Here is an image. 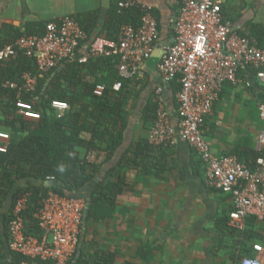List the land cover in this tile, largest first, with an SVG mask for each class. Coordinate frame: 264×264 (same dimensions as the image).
Instances as JSON below:
<instances>
[{
  "label": "built area",
  "instance_id": "2783aa9c",
  "mask_svg": "<svg viewBox=\"0 0 264 264\" xmlns=\"http://www.w3.org/2000/svg\"><path fill=\"white\" fill-rule=\"evenodd\" d=\"M178 14L171 20L174 40L162 48L157 65L166 82L177 79L180 90L176 94L178 124L175 131L169 121L161 91L155 92L156 118L147 132V142L152 148H171L175 135L194 150L202 168L203 182L210 190L230 196L232 210L227 226L244 234L247 219L264 220V157H258L252 167L241 163L236 156H217L205 139V121L212 115L213 107L224 86L247 83L241 72H251L264 87V45L250 36L233 30L231 21L224 15L220 0H179ZM119 12L138 8L142 10L138 27H121L117 41L96 38L78 59L81 64L98 58H115L117 75L121 80H137L142 62L156 49L159 30L156 20L136 0H120ZM87 34L74 17H62L45 25L43 35L21 36L14 44L0 50V61H8L18 54L34 61L36 75L26 73L20 84L7 82L5 88L18 92H33L37 82L62 62L73 60ZM121 89V82L113 85ZM104 85L93 91L101 97ZM57 114L68 110L65 102L51 105ZM259 118L264 122V100L259 105ZM16 113L28 120L37 121L39 113L31 104L18 101ZM10 136L0 132V141L8 143ZM257 152L264 150V134L257 137ZM0 152L6 146L0 145ZM53 179H50L51 182ZM28 195L16 199L9 223L8 246L10 251L25 257L21 264H68L77 253L83 228L86 199L62 197L49 193L41 202L34 218L42 231L41 238L24 233L23 213ZM260 252L261 246H252ZM237 264H261L256 257H243Z\"/></svg>",
  "mask_w": 264,
  "mask_h": 264
},
{
  "label": "crops",
  "instance_id": "0c3cea01",
  "mask_svg": "<svg viewBox=\"0 0 264 264\" xmlns=\"http://www.w3.org/2000/svg\"><path fill=\"white\" fill-rule=\"evenodd\" d=\"M112 1L0 0V43L23 34L27 24L40 25L89 13L98 15L94 34H99ZM136 1L156 20L159 40L151 57L141 63L138 79L132 80L141 94L138 101H130V116L123 139L114 159L104 166L100 176H105L120 155L133 150L138 140L146 138L142 111L157 90L161 91L165 101L170 124L177 130L176 83L166 82L157 65L162 48L174 40L171 20L178 14L179 0ZM220 1L234 31L245 36L264 32V0ZM140 12L142 16V10ZM88 46V42L82 43L78 53L83 55ZM63 67L61 65L52 77ZM101 72L91 68L81 73L80 78L94 82ZM240 76L246 78L247 83L223 87L212 115L206 119L205 139L213 154L239 155L249 161L253 152L258 151V135L264 134V122L260 120L258 110L264 100V87L249 71L241 72ZM149 157V161H153V165L159 164L160 168L127 171V185L116 200L113 218L96 223L106 225L100 251L114 253L117 264L125 261L136 264H237L243 257H256L264 264V220L248 218L244 234L228 228V215L232 210L230 196L205 186L196 153L178 135L171 148ZM104 158L100 157L101 160ZM254 245H260L261 251H253ZM141 247L149 248L144 260L137 257Z\"/></svg>",
  "mask_w": 264,
  "mask_h": 264
},
{
  "label": "trees",
  "instance_id": "16d2710c",
  "mask_svg": "<svg viewBox=\"0 0 264 264\" xmlns=\"http://www.w3.org/2000/svg\"><path fill=\"white\" fill-rule=\"evenodd\" d=\"M119 1L111 2L107 20L99 34H94L98 24L96 13L74 17L87 34L84 43L88 42L90 46L99 37L117 41L122 26H139L140 10L133 8L120 13L117 7ZM46 24H27L23 34L0 43V50L14 44L21 36L43 35ZM249 36L255 38L260 46L264 45V32H252ZM81 56L77 51L75 59L60 64L64 66L60 72L52 77L58 66L40 78L33 92H18L5 88L4 84H20L26 73L36 75L34 61L22 54L0 61V99H3L0 102V131L10 136L8 143H0L6 146V152H0V264H21L26 260L10 251L8 246L9 223L19 195H28L27 208L22 215L27 236L41 238L42 231L34 216L49 193L77 198L84 192L91 202L87 225L90 222L102 223L112 219L116 212V200L127 185L126 172L160 168L159 164L153 165V161H149V156L169 149L150 147L146 136L133 145V150L120 155L105 176H100L104 166L114 159L118 151L128 126L129 103L133 99L139 100L141 90H136L132 80L118 77V61L115 58L102 57L81 64L78 62ZM91 68L102 70L101 75L96 76L94 82H86L80 74ZM116 82H121L119 91L113 90ZM171 82L176 83L178 92L180 84L177 79ZM98 85L105 86L101 97L93 94ZM18 101L31 104L40 119L33 121L18 115ZM54 101L67 103L68 110L57 114L51 107ZM156 111L157 102L153 95L142 111V123L147 132L156 118ZM101 156L105 158L99 160ZM258 157H264V150L253 152L249 161L237 156L241 163L249 167ZM50 179L56 182V186H45ZM83 232L79 247L86 236V227ZM148 250V247L139 248L137 257L144 260ZM34 264L46 263L34 261ZM68 264L117 263L116 255L111 252L89 254L80 251L79 256L76 258L75 254ZM122 264L136 263L125 261Z\"/></svg>",
  "mask_w": 264,
  "mask_h": 264
},
{
  "label": "rangeland",
  "instance_id": "374dc122",
  "mask_svg": "<svg viewBox=\"0 0 264 264\" xmlns=\"http://www.w3.org/2000/svg\"><path fill=\"white\" fill-rule=\"evenodd\" d=\"M97 158V155H96ZM99 160H101L99 158ZM106 231V225L96 223H86V236L81 243L80 250L92 254L102 250V236Z\"/></svg>",
  "mask_w": 264,
  "mask_h": 264
},
{
  "label": "water",
  "instance_id": "95a60500",
  "mask_svg": "<svg viewBox=\"0 0 264 264\" xmlns=\"http://www.w3.org/2000/svg\"><path fill=\"white\" fill-rule=\"evenodd\" d=\"M45 186L46 187H50V186H56V182H46L45 183ZM80 197H82V198H85L86 199V207H85V210H84V213H83V230H84V228H85V226H86V223H87V219H88V215H89V210H90V207H91V202H90V200L89 199H87V197H86V195L84 194V192H82V194L80 195ZM83 230H82V232H81V239H83V237H84V232H83ZM80 247L78 248V251H77V253H76V258L79 256V254H80Z\"/></svg>",
  "mask_w": 264,
  "mask_h": 264
}]
</instances>
